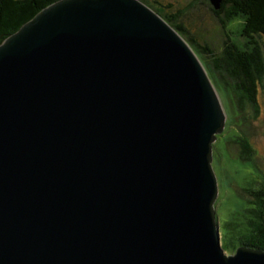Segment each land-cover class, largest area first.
I'll return each mask as SVG.
<instances>
[{"label": "water", "instance_id": "95a60500", "mask_svg": "<svg viewBox=\"0 0 264 264\" xmlns=\"http://www.w3.org/2000/svg\"><path fill=\"white\" fill-rule=\"evenodd\" d=\"M225 120L141 0L46 5L0 42V264H264L220 241Z\"/></svg>", "mask_w": 264, "mask_h": 264}, {"label": "rangeland", "instance_id": "374dc122", "mask_svg": "<svg viewBox=\"0 0 264 264\" xmlns=\"http://www.w3.org/2000/svg\"><path fill=\"white\" fill-rule=\"evenodd\" d=\"M147 2L149 4L146 5H150L154 11L157 8L163 14L176 15L177 22L182 23L201 45L206 42L205 44L214 50L216 57L225 56L227 43L224 44V33L228 32L231 41L239 43L240 47L245 48L248 45V39L238 34V19L225 21L224 12L214 14L209 0ZM220 8L221 5L214 10ZM254 38L260 44L264 63V36L254 35ZM209 66L211 72L208 76L226 112L224 128L217 135L212 150V165L218 184L214 208L221 224L224 220H230L244 228L252 220H257L260 208L257 206L255 193L264 187V71L257 88L256 101L253 103L246 99L241 91L235 89L236 79L231 74L222 68L210 64ZM245 142L249 151L243 148ZM222 238H225L227 246L223 248L227 254L233 253L235 248L242 244L241 240L234 238L229 231L226 236H221L220 232L221 244Z\"/></svg>", "mask_w": 264, "mask_h": 264}, {"label": "trees", "instance_id": "16d2710c", "mask_svg": "<svg viewBox=\"0 0 264 264\" xmlns=\"http://www.w3.org/2000/svg\"><path fill=\"white\" fill-rule=\"evenodd\" d=\"M54 1L0 0V42L40 9ZM141 1L149 4L147 0ZM155 11L185 37L184 39L192 46L209 76L211 72L209 64L216 68H222L236 79L234 86L237 91H241L243 96L251 102L256 101L257 88L264 71V63L260 44L254 35L264 36V0H222L219 10L216 11L211 8L214 14L224 12L225 21L238 19V34L246 37L249 41L245 48L240 47L239 43L231 41L228 32L224 33V44L227 43V45L224 52L225 56L220 58L216 57V53L205 44L206 42L201 45L195 37L191 36L187 28L182 23L177 22L176 15L163 14L157 8ZM221 23L223 24L222 20ZM204 56L209 59L204 58ZM243 148L249 151L246 142ZM255 197L257 198V206L260 208L256 221L252 220L249 225L242 228L238 223H233L230 220H224L222 224L218 220L219 229L221 236H226L229 231L234 238L241 240L240 243L257 249H264V187L256 191ZM222 246L225 248L227 246L225 238H222Z\"/></svg>", "mask_w": 264, "mask_h": 264}]
</instances>
